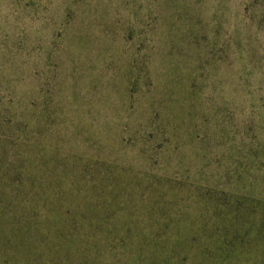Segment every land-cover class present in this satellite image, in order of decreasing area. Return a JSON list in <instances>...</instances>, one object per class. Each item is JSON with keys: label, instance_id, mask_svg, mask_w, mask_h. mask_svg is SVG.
Masks as SVG:
<instances>
[{"label": "rangeland", "instance_id": "rangeland-1", "mask_svg": "<svg viewBox=\"0 0 264 264\" xmlns=\"http://www.w3.org/2000/svg\"><path fill=\"white\" fill-rule=\"evenodd\" d=\"M0 264H264V0H0Z\"/></svg>", "mask_w": 264, "mask_h": 264}]
</instances>
